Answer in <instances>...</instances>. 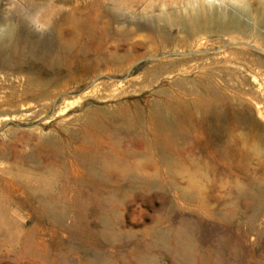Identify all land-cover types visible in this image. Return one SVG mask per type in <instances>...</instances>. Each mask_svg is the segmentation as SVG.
<instances>
[{"label": "rangeland", "instance_id": "374dc122", "mask_svg": "<svg viewBox=\"0 0 264 264\" xmlns=\"http://www.w3.org/2000/svg\"><path fill=\"white\" fill-rule=\"evenodd\" d=\"M199 1L208 5L206 0ZM257 1L214 0L212 7L217 12L224 10L227 15L237 16L243 24L249 26L251 31H257L264 35V28L256 25L251 16L255 12ZM183 3L186 4L182 5ZM187 3L188 0H0V36L3 30L8 28L13 33L11 37L13 39L10 40L7 48L0 50L2 54H0L1 142L7 143L12 136L20 137L28 132L34 135L44 133L45 136H51L52 133L57 134L58 132L60 134L65 126L70 125L74 119L83 116L87 106L90 108L91 106L102 107L106 114L109 113L112 117L114 114H119L120 109L118 108L125 104L128 106V112L118 116L119 124L111 126L107 130L113 140V146H116L113 148L114 150L128 148L129 152H127L132 153L131 158H129V161H133L132 163L137 161L144 163L147 159L149 162L151 159L145 147H138L135 143L131 146L129 143L131 140L135 141L136 138L143 139L145 129L142 125L146 119L144 117L148 116L147 101H153L157 98V92L163 89L174 94L181 92V89H177L176 86V90L174 89L173 83L177 80L186 79V77L189 80L197 79L198 76L194 75L199 74L195 70L189 76L186 74L166 77L164 74L161 77L164 80L158 82L160 84L151 82L153 76L149 72L154 70L151 67L154 61L160 60L164 63L168 60H175L176 57L178 59L179 55L167 56L161 52L160 55L159 52L152 54L150 50L161 46L162 43L157 36L148 38L147 27L152 22L153 15H156L153 17L156 19L161 11L172 8L181 9ZM244 5L247 6L248 14L243 12ZM148 6H152L155 12L151 13ZM182 14L184 13L182 12ZM69 19L71 23L78 21L77 24L79 23L81 26L78 24L76 31H73ZM6 26L7 28H5ZM175 35L173 33L171 37L173 38ZM178 36L182 37L181 35ZM207 39L208 43L204 46L206 49L204 47L201 49L178 47L179 50L177 51L183 50L182 53H188L189 55L184 58L191 60L201 56L203 54L201 51L209 50L210 52H206L207 54L217 58V60L219 59L221 62L213 66L212 72L217 71L215 73L223 75L227 81H232L233 85L229 84V89H226L225 93L230 95L234 92L235 94L232 95H238L237 98L242 97V104L247 111L243 112L242 116L248 118V122L256 124L259 134L264 136V50L253 42H249L246 46L236 45L233 47L231 45L224 46V43L218 44V36L215 35L207 36ZM140 41L145 44L146 49H139L133 58V62L130 61V65L131 63L133 65L130 66L129 62L126 65L125 63L128 61L124 57L128 55L126 50L132 48L134 42ZM154 46L156 47L154 48ZM210 48L211 50L221 49L216 51L219 52L218 54H215L216 52H212ZM162 54L166 55L167 59ZM15 55L16 57H14ZM226 60L234 64L233 66L242 64L246 72H241V74L235 70V73H232V70L223 64ZM193 62L191 61L189 64ZM248 62L249 64H246ZM118 67H120L119 71ZM242 77L249 80L244 85L241 83ZM54 79L57 82H54ZM60 82L62 84L68 83L67 91L63 92L64 95L61 94L53 99L52 103L50 101V111L49 108H45L43 111L32 105L31 97L25 94L29 83H54L52 86H55ZM17 90L18 93H16ZM116 96L118 97L115 98ZM62 105L66 106L63 112L60 110L63 107H59ZM134 108L136 111H133ZM131 112H137L138 116ZM255 112L257 113L255 114ZM23 114L27 115L24 117ZM29 115L31 116L29 117ZM4 117H8V120L5 119L4 121ZM218 121L221 123L216 122L214 124L215 133L223 137L224 135L227 136L228 133L230 135L226 122ZM248 122L243 129L240 128L237 132L245 133L248 130ZM176 132L178 134L176 133L177 135L175 134L174 137L177 136V138L172 137L170 146L163 145V139L167 140L168 138L167 134L159 133L160 138L163 137V139L158 138L152 148V151L155 152L157 168L150 171L148 169L139 171L142 176L149 173V177L146 175L145 180L130 185L128 177H125L121 179L120 186L105 184L101 186L102 189L98 192L92 190L96 194V198L89 197L84 192L80 194L72 206H67V210L62 216L53 211L42 213L35 204L23 205V199L15 197L13 199L15 205L6 212V215L0 217V222H3L0 225V264H173L172 257L166 248H172L175 251L178 264H264V147L261 149L263 156H259V163L254 160V164L252 163L250 166L251 171H254L251 172V175H254L256 179V181L255 179L252 180V183L237 176L235 171L232 173V170L227 168V164L225 165V162H222L216 154H213V159L204 156L206 151H211V148L204 149L201 145H196L192 150L188 149L189 144L187 143H191L189 135L194 132L192 126L182 124ZM184 132L185 136H183ZM174 144L179 148H173ZM26 149L27 152L30 151L29 146ZM201 149L204 150L201 152ZM112 150L106 151V153L108 152L112 156ZM166 151H168L169 158ZM138 152L142 154L140 153V155ZM184 152L187 156L184 155ZM200 155L203 162L206 159L205 164L200 162ZM107 156L109 158L106 159V163L110 164L111 156ZM142 156H144V160ZM135 158L137 159L135 160ZM123 160L125 161V159ZM189 160H193V165L194 163L195 165L187 166ZM3 161H0V176L6 175L2 169L4 170L8 166L7 162ZM178 161L184 164L182 163V165ZM201 163L203 164L201 165ZM176 164L181 166H177V168ZM168 165L172 166L167 169ZM176 168L179 169L180 173ZM218 169L220 170L217 171ZM223 170L228 177L225 176ZM185 171H187V175ZM209 172L211 174L213 172L212 176ZM4 175L2 177H6ZM188 175H190L189 179ZM261 176L263 177L261 178ZM234 182L241 185L240 190H236ZM242 182L244 186H242ZM140 187L144 189L141 190ZM197 188L199 189L198 192L196 191ZM206 188L211 190H205ZM148 189L150 191L146 192ZM183 189L187 190L186 192L193 191L198 195L194 199H187L188 196L185 198L184 193L186 192ZM245 193L247 195L250 193L251 198L245 196ZM209 205H212V208ZM91 209H94V212ZM88 210L93 213L88 212ZM94 213L96 217H94ZM155 218L163 219L162 223L147 237L141 236V232L146 227L154 224ZM233 218L235 219L233 220ZM235 220L238 221L235 222ZM90 226L93 228L91 229ZM96 229L98 230L96 231ZM25 238L28 245L26 247L23 246Z\"/></svg>", "mask_w": 264, "mask_h": 264}, {"label": "bare ground", "instance_id": "6f19581e", "mask_svg": "<svg viewBox=\"0 0 264 264\" xmlns=\"http://www.w3.org/2000/svg\"><path fill=\"white\" fill-rule=\"evenodd\" d=\"M180 1H182V0H180ZM202 2L199 0H188L187 5L181 9L180 8L179 9H173L172 8V9H166L165 11H161L160 15L158 14L159 16L156 17V19L153 18L156 15H153L152 22H150V24L147 27V31L149 33L148 38H153L154 36H157L159 38V41L162 43L161 46H158L157 48H155L156 46H154L155 49L150 50V51H152L151 52L152 54H155V53L158 54V52H159V55H160V52H161L163 54H167V56L179 55L178 59L176 57L175 60H168L164 63H162L160 60L157 62L154 61V63L151 64V67L154 70L153 71L151 70L152 72L148 71L149 74L153 76L151 82L160 84L158 82L162 81L163 78H161V77L164 74L166 75V77L167 76L168 77L173 76V75H181L182 76V75H186V74H187V76H189V74L194 70L197 71L199 74V75H197L195 73L196 75H194V76H198V78L194 79V80H189L186 77V79H183V80L181 79V80L175 81L173 83L174 89L176 86L177 89H181V92L174 94L169 90L163 89V90L157 92V98H155L151 102L147 101V103H148V106H147V113L148 114L147 115L148 116L144 117V118H146L145 120L143 119L144 122H143L142 126L145 129V134H143L144 135L143 139H139V138L135 137L136 138L135 141L131 140V141H129V143H131V146H132V144L135 143V144H137L138 147L139 146L145 147L147 149V153L149 154V157L151 160L149 162H147L148 161V159H147V160H145L146 162H144V163L138 162V161L135 163H132L133 161L132 162L129 161V158H131L132 153L131 154L128 153L129 152L127 150L128 148H126V149L121 148L120 150L117 148L116 150H114V148L116 146L115 147L113 146V140L110 137L109 132L107 130H109V128H111V126L113 127V126H116V124L117 125L119 124V121L117 120L118 116L125 115L128 112L129 109H128L127 105H125L123 103L124 105L123 106L121 105V108H118V109H120L119 114H114L115 112L114 113L112 112L114 114V115H112L110 112L112 117H110L109 113L107 115L106 111H104V109L102 107L91 106V108H90L86 105L88 107V109L85 106L86 110H85V112L83 111L84 112L83 116L74 119L73 122L70 123V125L65 126V128L63 127L64 129L61 130L62 133H60V134H58L59 133L58 132L57 134L52 133L51 136H49V135L45 136L44 133L34 135L33 133L28 132V133L23 134L20 137L12 136L11 140L9 142L6 141L7 143H2L3 141L1 142V140H0V142L2 143L0 145V159L6 161L7 165H8V166L6 165L7 167L4 170L2 169L3 173L6 174V175H4V174L3 175L6 177H2L3 175L0 176V217H2L3 215H6V212L9 209H11L12 206L15 205V203L13 202L14 201L13 199L15 197H21L23 199V205L35 204L41 210L42 213H49V212L53 211V212H57L59 214V216H62L66 212L67 206L68 205L72 206L74 204V202H76V200L79 198L80 194H82L84 192L87 195H89V197L96 198V194L94 192H96V191L98 192V190L102 189L101 186H103L105 184H112V185L114 184L115 186H120L119 184H120L121 179L125 178V177H128V182L130 185L134 182H141V181L145 180V178H147L149 173L146 174L147 176L146 175L142 176L139 174V171H141V170L146 171L147 169L150 171L151 169L157 168V166H156L157 160L154 156L155 152L152 151V148H153V145L157 142L158 138L160 140L163 139V137L160 138L159 133L161 132V134H163V133L167 134L168 138H167V140L163 139V145L164 146H170L171 141L173 139L172 137H174V135L177 133L176 131L180 128V126L182 124H186L187 126H192L194 128V132L189 135L191 143H189V142L187 143V144H189L188 149L192 150L193 148H195L194 146H196V145H201L202 147H204V149L205 148L206 149L211 148V151H206V155H204V156H206L207 158L213 159V157H214L213 154H216V156L222 162H225V165L227 164V168L229 170H232L231 171L232 173H233V171H235L237 173V176L243 178L245 181H248V182H252V180L255 179V176L251 175L252 174L251 172H254V171L253 170L251 171L250 166L252 165L254 160H257V162H258V160L260 159L259 156L262 155L261 149L264 147V145H263L264 136L262 134L261 135L259 134V132H258L259 130H258L256 124L248 122V118L246 119L244 116H242L243 112L244 113L247 112L244 105L242 104V100H241L242 97L237 98L238 95L237 96L232 95V94H235L234 92L230 95L225 93V90L229 89L228 87L232 84V81L231 80L227 81L226 78L223 77V75L215 73L217 71L212 72L213 66L217 65L221 61L219 59H218L219 60L218 61L217 58H214L213 56L207 54L206 52H210L209 50L208 51H201L203 53V54H201V56H198L197 58L190 60V59L184 58L186 55L187 56L189 55L188 53H186V52L182 53L183 50L182 51L180 50V52H179V51H177V50H179L177 48L181 47V48L185 49L186 47H190V48L196 47V48L201 49L202 47H204L208 43L207 36H214L215 35V36H218L217 43L218 44L224 43V46H230V45L233 47L236 45L246 46V45H248L249 42H253L254 44H256V46H259L260 48H262L264 50V35L261 34L260 32H257V31H255V32L251 31L249 26L243 24L239 20V18L235 15H227V14H225L224 10L221 12H217V11L213 10L212 5H213L214 0H206L208 5H205V3H202ZM162 4H164V3H162ZM184 4H186V3H183L182 5H184ZM148 9L151 11V13L155 12L154 11L155 9L152 6H148ZM254 11L255 12L253 15H251L249 13L253 18L252 20H254L253 22H255L256 25L264 28V0H258L256 2ZM182 12L184 14H182ZM235 12H236V10H235ZM243 12H246V14H248L246 5L243 6ZM241 14H243V13H241ZM148 18H150V17H148ZM69 22H70V19H69ZM77 22L78 21H72V23L70 22L72 25L73 31H76V26L79 24V23L77 24ZM79 26H81V25L79 24ZM5 28H7V26ZM139 28H140V26H139ZM127 32H129V31H127ZM173 33L176 35L172 38L171 34H173ZM12 34H13L12 30L9 28L5 29V31L3 30V33L0 36V50L1 51L6 49L7 46L9 45L10 40L13 39V38H11ZM61 34H62V31H61ZM125 34L127 35L128 33H125ZM59 35H60V33H59ZM178 35H181L182 37H180ZM13 36H15V35H13ZM18 37H20V36H18ZM157 37H156V39H158ZM71 39H72V37H71ZM133 40H134V38H133ZM64 41H67V40H64ZM72 41H73V39H72ZM63 44H64V42H63ZM63 44H61V45H63ZM74 44H75V42H74ZM249 45H251V44H249ZM129 47H131V45H129ZM214 47H216V46H214ZM141 48L146 49L145 44L143 42H141V41L140 42H134L132 44V48H129L126 50L128 55H126V56L123 55L128 60L127 63H125V62L124 63L127 65L129 62V65H130V61L133 62V58L135 57V54H137V51ZM148 49H147V51H148ZM220 49H216V50L214 49L215 50L214 51V50H211V48H210V50L212 52H216L217 50H220ZM188 50H190V49H188ZM196 50H199V49H196ZM190 51H193V50H190ZM8 53H9V51H8ZM218 53L219 52H216L215 54H218ZM223 53H224V51H223ZM7 56H8V54H7ZM14 57H16V55ZM163 57L166 58V55L165 56L163 55ZM112 59L114 60V58H112ZM122 59H123V57H122ZM152 59H153V57H152ZM173 59H174V57H173ZM117 60H118V57H117ZM227 60L224 61L223 64H226L228 66L227 68H229V70H232V73L233 72L235 73V70H236V72H239V73H241V72L245 73L246 72V70L244 69L245 67H242V64H238V65L236 64L235 66H233L234 64L230 63V61H227ZM191 61H194V62L192 64H189ZM222 61H223V59H222ZM237 62H239V61L237 60ZM249 62L246 64H249ZM234 63H235V61H234ZM7 65H9V64H7ZM131 65H133V64L131 63ZM119 66H120V64H119ZM121 67H122V65H121ZM113 68H114V66H113ZM123 69H125V68H123ZM119 70H120V67H118V71ZM125 71H124V73H125ZM145 74H147V73H145ZM244 76H247V75H244ZM174 77H176V76H174ZM176 78H178V77H176ZM79 79H81V78H79ZM28 80H29V77H28ZM57 80H58V78H57ZM57 80H55L54 82H57ZM241 80H242L241 83L243 85L245 82L247 83V81H249L245 77H242ZM80 81H78V82H80ZM84 81H86V80H84ZM31 82H33V81H31ZM35 83H36V81H35ZM35 83L34 84L29 83L30 85L27 83L29 85L28 86L26 84L28 88L24 85L27 88L25 90V94H26V96L28 95L29 97H31L30 100H32V105H34L35 107H39L40 110L42 109L43 111L45 108H49L53 99H55L56 97H58L61 94L64 95L63 92L67 89V84H68V83L62 84L60 82V84L52 86L54 83L53 84H51V83L35 84ZM64 83H66V82H64ZM234 84H235V82H234ZM25 87H24V89H25ZM72 88H76V87H72ZM18 90L16 93H18ZM170 90H172V89H170ZM239 93H237V94H239ZM13 95H15V94L13 93ZM117 95H118V93H117ZM118 96H120V95H118ZM118 96H116L115 98H117ZM23 100H22V103H23ZM50 101H51V103H50ZM63 101L65 102V100H63ZM63 101H62V103H63ZM246 103H247V101H246ZM24 104L25 103H23V105ZM26 104L29 105L28 103H26ZM28 107L31 108V106H28ZM56 107H58V106H56ZM59 107H63L60 109L61 112H63V110H65V108H66V106H63V105L59 106ZM247 108H249V107H247ZM31 109H33V108H31ZM55 109L57 110V108H55ZM30 110H29V112H30ZM49 111H50V108H49ZM133 111H136V109ZM39 112H41V111H39ZM131 113H133L135 115L137 114V116H138L137 112L136 113L131 112ZM256 113L257 112H255V114ZM81 114H79V115H81ZM144 114H145V112H144ZM25 115H27V114H25ZM25 115H24V117H25ZM31 115H29V117ZM34 115H35V113H34ZM260 117H261V114H260ZM5 119L8 120V117L7 118L4 117V121H5ZM65 120H66V118H65ZM65 120H60V121L63 122ZM218 120L226 122L227 127H228V128L227 127L226 128L229 129L230 135H228L229 134L228 133L227 136L224 135V137H223L222 135L215 133L214 128H213L215 126L214 124L216 122L221 123ZM0 121H2L1 118H0ZM135 121H137V120H135ZM247 122H248V127H247L248 130L246 129L247 131L245 133L237 132L240 128L243 129V127L246 125ZM263 124H264V122H263ZM221 125H223V124H221ZM62 126H63V123H62ZM60 128H58V129H60ZM185 129H183V130H185ZM112 131H114L113 128H112ZM125 131H127V130H125ZM114 132L116 134V131H114ZM223 132H224V130H223ZM223 132H221V133H223ZM119 133H120V131H119ZM129 133H131V132H129ZM137 136H138V134H137ZM183 136H185V132H184ZM175 137L177 138V136H175ZM222 138H224V139H222ZM120 143H122V142H120ZM184 144H186V143H184ZM187 144L185 145L186 147H188ZM28 146L30 147V151L27 152L26 148ZM174 147H176L175 144H174L173 148ZM177 147L179 148V146H177ZM213 147H215L216 150L215 149L212 150ZM171 149H172V147H171ZM188 149L186 148L187 151H189ZM199 149H200V147H199ZM204 149H201V152ZM111 150H112V156L108 153ZM141 150L144 151V149H141ZM184 150H185V148H184ZM106 151H108L107 152L108 154L106 153ZM173 151H175V150H173ZM167 152L168 151H166V154H167ZM170 152H171V150H170ZM197 152H199V151H197ZM204 154H205V151H204ZM107 155L111 156L110 157V160H111L110 164L106 163V159L109 158ZM173 155L178 156L176 154H173ZM184 155H185V152H184ZM201 155L199 158L202 161L200 159L199 160H200V162H203ZM185 156H187V155H185ZM167 157H168V154H167ZM189 157H190V155H189ZM185 158H187V157H185ZM123 159H125V161ZM136 159L137 158H135V160ZM142 159L144 160V156H142ZM205 160H204V162H205ZM159 162H160V160H159ZM179 162L180 161H178V163ZM180 163L182 164L183 162H180ZM203 163H201V165ZM187 164L186 165L190 166V167L195 165V163L193 165V160H189L187 162ZM186 165H184V166H186ZM171 166L172 165H170V166L168 165L167 169L170 168ZM177 166H181V165L176 164V167ZM214 168H216V167H214ZM182 169L184 170V168H182ZM220 169H218L217 171H219ZM177 170L179 171V169H177ZM212 170L214 172V169H212ZM143 171H142V173H143ZM223 171L225 172V170H223ZM186 172L187 171H185V173ZM200 172H202V171L200 170ZM205 172H207V171H205ZM213 172H212V174H213ZM179 173H180V171H179ZM207 174H208V172H207ZM212 174H211V176H212ZM218 174H219V172H218ZM225 174H226V172H225ZM186 175H187V173H186ZM260 175H262V174L260 173ZM219 176H221V175H219ZM225 176L228 177L227 174ZM181 177H183V176H181ZM189 177H190V175H188V179H189ZM262 177L263 176H261V178ZM210 179H212V178L210 177ZM233 179H234V177H233ZM235 180H236V178H235ZM261 180H263V179H261ZM255 181H256V179H255ZM234 184H235L234 187L236 188V190H238V189L240 190L241 185H238L235 182H234ZM242 184H243V182H242ZM231 185H232V183H231ZM146 186H148V185H146ZM242 186H244V184ZM115 188L118 189V187H115ZM207 188L205 190H209ZM212 188H214V187H212ZM139 189L142 190L144 188L140 187ZM241 189H243V188H241ZM92 190H94V192ZM148 191H150V190L149 189L146 190V192H148ZM196 191L198 192L199 189ZM214 191L216 192L215 189H214ZM231 191H232V189H231ZM113 192H114V190H113ZM184 195H185V198H186V196H188L187 199H189V198L194 199L196 197V195H198V193L195 194L193 191H191V192L184 193ZM203 195H204V193H203ZM206 195H208V194H206ZM246 195L247 194L245 193V196ZM249 195H250V193H249ZM249 195H247V196H249ZM180 196H181V194H180ZM231 197H234V196L231 195ZM181 198H180V200H181ZM219 202H221V201H219ZM196 203H198V202H196ZM211 206L209 205V207H211ZM169 207H170V205H169ZM187 207H188V205H187ZM220 207H222V206H220ZM201 208H203V207H201ZM223 208H224V206H223ZM237 208H239V207H237ZM253 209H254V206H253ZM91 210H88V212L93 213L94 211L92 210L93 211L92 212ZM68 214H70V213H68ZM94 214H93V216H94ZM91 215H88V216H91ZM203 215H204V213H203ZM245 215H246V213H245ZM79 217H81V216H79ZM94 217H96V214ZM81 218H83V217H81ZM157 218H158V216H157ZM157 218H155V222L152 226L146 227L143 230V232H141V236L147 237L148 235H150L155 230V228L157 226H159L162 223L163 219L158 220ZM161 218H163V217H161ZM90 219H92V218H90ZM234 219L235 218H233V220ZM83 220H85V219H83ZM237 221L235 220V222H237ZM1 224H3V222H0V225ZM90 228L92 229L93 227L90 226ZM97 230L98 229H96V231ZM246 231H248V230H246ZM26 241H27V239L25 238V241L23 244V246L25 245V247L28 246L26 244ZM166 249L168 250V252L170 253V255L172 257L173 264H178L179 262H178L176 255H175L176 254L175 251L172 248H170V249L166 248ZM234 253H235V251H234Z\"/></svg>", "mask_w": 264, "mask_h": 264}]
</instances>
